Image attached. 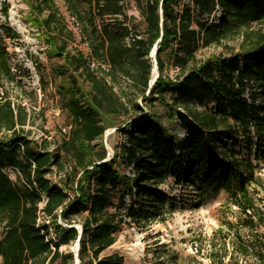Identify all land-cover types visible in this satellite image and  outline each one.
I'll list each match as a JSON object with an SVG mask.
<instances>
[{
  "label": "trees",
  "instance_id": "obj_1",
  "mask_svg": "<svg viewBox=\"0 0 264 264\" xmlns=\"http://www.w3.org/2000/svg\"><path fill=\"white\" fill-rule=\"evenodd\" d=\"M20 1L62 69L75 76L60 91L70 119L63 156L28 140L16 129L24 120L9 102L0 101L1 264H74V255L58 248L77 240L79 264H123L119 255L102 254L127 222L140 227L161 218L169 198L159 187L169 179L179 183L183 172L200 196L222 191L227 210L238 212L236 224L221 222L194 247L197 254L206 248L207 263L196 264H264V234L259 232L264 183L240 157L241 144L264 146V0H188L191 7L184 0H138L142 32L128 23L122 0H62L87 55L67 51L73 32L53 0ZM1 10L6 16L5 1ZM253 24L259 28L245 33L238 53L197 58L198 49L218 45ZM15 38L0 24V88L12 79L6 40ZM154 47L158 78L149 90ZM121 79L129 83L130 95L120 89ZM248 94L262 104L250 105ZM154 102L167 108L168 120L178 121L183 144L153 114H145ZM114 127L123 141L105 162V151L94 152L91 143ZM62 157L70 171L53 185L45 176ZM118 160L135 175L137 209L132 203L125 208L119 187L129 179L114 167ZM42 202L40 213L52 225L54 240L47 238L46 225H37Z\"/></svg>",
  "mask_w": 264,
  "mask_h": 264
},
{
  "label": "rangeland",
  "instance_id": "obj_2",
  "mask_svg": "<svg viewBox=\"0 0 264 264\" xmlns=\"http://www.w3.org/2000/svg\"><path fill=\"white\" fill-rule=\"evenodd\" d=\"M7 4V15L2 14V3ZM59 15L64 19L68 30L73 33V40L68 45L67 51L74 54L75 50L89 53L86 45L78 37L77 25L69 17L62 0H53ZM185 5H190L184 0ZM123 10L129 22L136 31H143V18L138 6V0H122ZM216 17H219L217 14ZM0 24H6L16 38L6 40L9 54V66L12 73L10 81H3L0 88V101L9 102L11 110L24 120L23 126H16L23 135L37 146L45 147L49 152H56L63 156L61 149L70 130V119L64 104V98L60 94L61 87L67 86L69 79L75 76L73 72L62 69V61L53 56L51 49L46 45L43 30L37 28L31 20L28 7L20 0H0ZM258 25L236 30L218 45L200 48L196 52L199 60L213 56H229L241 51L244 36L247 31L258 29ZM125 44L130 43V38ZM155 48V47H154ZM153 48V50H154ZM154 64V57L149 56ZM153 70V68H152ZM175 71H168L169 77L174 76ZM158 75V72H157ZM81 82V83H80ZM78 81L82 85V81ZM120 89L123 93L131 94V87L125 80H120ZM85 90L88 86L84 85ZM249 95V94H248ZM250 105H261L259 100H251L246 96ZM137 104L141 105V98H137ZM145 114H153L162 129L170 135L178 144H183L185 139L184 130L180 129L178 121L168 120L167 108L154 102L153 107L144 109ZM120 120L116 121L119 126ZM1 136V135H0ZM3 137V136H1ZM254 137V134L252 135ZM241 140V139H240ZM123 141L116 127L106 129L101 139L91 143L94 152L105 151L108 162L114 156L118 144ZM242 149L241 159L253 165L254 175L261 178L264 183V146L258 148L256 142L250 147L240 145ZM69 161L64 157L60 160V166H53L45 176L51 184L56 185L65 171H70ZM122 175L129 179L128 183L120 181L119 191L125 195V208L130 203L138 208L139 198L135 196V175L133 170L119 160L114 166ZM183 169L186 170L183 165ZM5 173L12 181L14 174L9 170ZM184 177V178H183ZM180 182L169 179L159 189L169 198L162 211L161 218L140 228L127 222L117 235L115 244L107 249L102 256L119 255L123 264H196L207 263L204 259L206 248H202L197 254L194 247H199L200 242L208 239L223 221L236 224L237 209L232 207L227 210L224 206L227 195L224 192H209L200 196L197 186L191 183V179L183 172ZM252 188V186H251ZM131 191V196H130ZM261 196V194L257 195ZM71 199V196H69ZM264 210V201L260 204ZM78 221V219H76ZM59 225L64 226L60 221ZM79 223V222H78ZM48 227L47 238L53 237V227L42 214H39L38 227ZM3 223H0V238L2 237ZM79 225H76L78 229ZM264 234V228L259 229ZM243 235H248L246 231ZM53 240V239H52ZM75 244L59 247L60 253H75ZM1 264V258H0ZM75 264V263H74Z\"/></svg>",
  "mask_w": 264,
  "mask_h": 264
},
{
  "label": "water",
  "instance_id": "obj_3",
  "mask_svg": "<svg viewBox=\"0 0 264 264\" xmlns=\"http://www.w3.org/2000/svg\"><path fill=\"white\" fill-rule=\"evenodd\" d=\"M156 48H154V50L151 51L150 55L151 57L155 56L156 54ZM155 73V75L153 76V74ZM158 78V75H157V67H156V64H155V61H154V64H153V70H152V79L150 80L149 82V90L150 88H152V86L154 85L156 79ZM149 93V91L147 92V94ZM78 233L79 235L81 234V229H78ZM75 253H74V258H75V264H79V261L77 259V252H78V240L76 241L75 243Z\"/></svg>",
  "mask_w": 264,
  "mask_h": 264
},
{
  "label": "built area",
  "instance_id": "obj_4",
  "mask_svg": "<svg viewBox=\"0 0 264 264\" xmlns=\"http://www.w3.org/2000/svg\"><path fill=\"white\" fill-rule=\"evenodd\" d=\"M43 205H44V202H42L40 205H39V212H38V216H39V214H41L40 213V210L42 209V207H43ZM38 219H39V217H38ZM38 221V220H37ZM42 232V231H41ZM54 238H55V236H54V234H53V237H51V239H53L54 240Z\"/></svg>",
  "mask_w": 264,
  "mask_h": 264
},
{
  "label": "bare ground",
  "instance_id": "obj_5",
  "mask_svg": "<svg viewBox=\"0 0 264 264\" xmlns=\"http://www.w3.org/2000/svg\"><path fill=\"white\" fill-rule=\"evenodd\" d=\"M155 75V73L153 74V76ZM78 229H80V227H78Z\"/></svg>",
  "mask_w": 264,
  "mask_h": 264
}]
</instances>
